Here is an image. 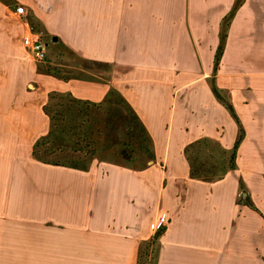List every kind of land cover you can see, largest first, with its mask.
<instances>
[{"label":"crops","instance_id":"0c3cea01","mask_svg":"<svg viewBox=\"0 0 264 264\" xmlns=\"http://www.w3.org/2000/svg\"><path fill=\"white\" fill-rule=\"evenodd\" d=\"M11 1L48 36V59L0 66V264H139L164 213L155 264H264V211L251 194L264 190V0H0L4 58L21 57L26 33ZM112 90L154 159L82 168L35 158L51 93L106 115ZM240 127L236 169L191 178L186 148L209 139L202 152L228 159Z\"/></svg>","mask_w":264,"mask_h":264},{"label":"trees","instance_id":"16d2710c","mask_svg":"<svg viewBox=\"0 0 264 264\" xmlns=\"http://www.w3.org/2000/svg\"><path fill=\"white\" fill-rule=\"evenodd\" d=\"M224 40L223 38L216 55L215 72L218 71L224 51ZM213 91L216 98L223 103L240 125L238 116L231 103L223 97L217 87H214ZM89 107L87 103L74 98L69 93H51L48 103L44 107L45 113L51 120V130L46 137L41 138L35 144V158L45 163L69 164L72 167L83 168L96 158L94 150H96L98 144H101V148L103 149L115 147L122 149L126 156H130L131 160L136 159V157L154 159L151 138L147 130L120 92L112 90L107 98L105 121L102 122V128L97 131L99 141L94 138L93 131H91L96 125L98 117L94 112H89ZM240 128L241 134L228 159H225L224 155L221 154L222 158L220 161L210 162L209 160H212L210 158L202 162L201 154L209 155L206 152H202L203 149L205 150V146L215 145L209 139H201L186 148L185 156L190 164L191 178H202L205 174L223 178L228 171L236 169L235 161L238 148L245 135L243 128ZM212 149L214 150V148ZM56 152L60 153L56 154ZM64 153H72L74 158L66 162L46 158L53 154L62 155ZM241 188L244 189L242 181ZM244 203L253 210L261 213L249 197L245 199ZM163 233L164 228L159 230L153 239L141 244L139 264H146L142 261L143 257H148L150 255L148 252L151 253L152 248L155 255L151 264L156 263L157 242Z\"/></svg>","mask_w":264,"mask_h":264},{"label":"rangeland","instance_id":"374dc122","mask_svg":"<svg viewBox=\"0 0 264 264\" xmlns=\"http://www.w3.org/2000/svg\"><path fill=\"white\" fill-rule=\"evenodd\" d=\"M17 6L18 5H17L16 2L11 1L10 9H12V10L14 9V11H15ZM14 17L15 18H13V19L15 21H17L18 17H16L15 15H14ZM34 27L39 32L43 33L42 40L45 43L44 40L46 38H48V36L45 35L44 32L41 31L39 28H37V26L34 25ZM22 53L23 54L21 55V57H18V58H15L14 56L8 57V58L0 57V66H11L14 62H16V61H18L20 59V61L22 63H24L27 66V68L33 67L35 65V60H34L32 54L29 51H27L24 48V46H22ZM0 75H1V73H0ZM34 87H35L34 81H29L28 85L26 86V89L28 91H30V90H33ZM89 112L90 113L94 112L97 115V117H98L96 125L93 127V129H91V131H93L94 138L98 140L99 139L98 138L99 135H98L97 131L100 128H102V125H103L102 122L105 121V115L101 114L100 111L97 110L95 107H89ZM94 152H95L94 154H95L96 158H98V160H101V161L107 160V161H112V162L122 163V164H131V165L135 164V165H139L141 167L144 166V164H145V160H144L145 158L144 157H136V159H132L131 160L130 156H126L125 152L122 149H118V147L103 149V148H101V144H98V146L96 147V150H94ZM58 153H60V152H56V154H58ZM207 154H209V155L201 154L202 162H204V161H206L207 159H210V158L212 159V160H209L210 162L220 161L221 158H222V155L218 154V153H215V154L207 153ZM46 158L49 159V160L58 159V160H60L62 162H66L67 160L73 159L74 155L72 153H66V154L64 153L62 155L53 154V155H50V156H48ZM158 162H160V164H158V165H160V167L163 166V164H164L163 161H158ZM251 194H252V198L255 199V201L260 205V207L264 211V190H263L262 186H259V185H256V184L253 185L252 189H251ZM243 196L244 195H242V193H241L240 199H242ZM164 214H162V215H164ZM160 217H159V219H160ZM167 218H168V221H167V225H168L169 224V217L167 216ZM159 219H158V221H159ZM158 221H157V223H158ZM157 223L155 225L156 233L159 231L157 229ZM166 226H165V228H166ZM148 253L150 255L148 257H143L142 261H143V263L151 264L152 261L154 260V255H155V252H153V248L151 249V253L150 252H148ZM147 260H148V262H147ZM144 261H146V262H144Z\"/></svg>","mask_w":264,"mask_h":264},{"label":"built area","instance_id":"2783aa9c","mask_svg":"<svg viewBox=\"0 0 264 264\" xmlns=\"http://www.w3.org/2000/svg\"><path fill=\"white\" fill-rule=\"evenodd\" d=\"M15 15L19 17L22 24L26 27V33L22 37L24 48L32 54L35 61L45 63L48 59V54L46 44L42 40L43 33L36 30L30 22L24 5H18L16 7ZM167 221V215H162L157 223V229L161 230L165 228Z\"/></svg>","mask_w":264,"mask_h":264}]
</instances>
